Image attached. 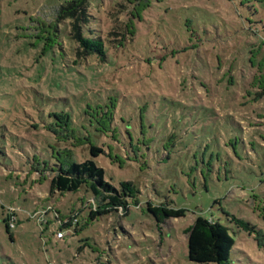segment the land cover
I'll list each match as a JSON object with an SVG mask.
<instances>
[{"label":"rangeland","instance_id":"obj_1","mask_svg":"<svg viewBox=\"0 0 264 264\" xmlns=\"http://www.w3.org/2000/svg\"><path fill=\"white\" fill-rule=\"evenodd\" d=\"M66 1L0 0V264H201L188 259L184 232L197 215L228 227L230 264H264V94L253 98L264 89V0H151L131 41L106 43L104 61L77 55L68 20L55 18ZM89 2L101 36L131 8ZM110 98L118 125L102 133L84 109ZM53 112H68L74 136L89 140H63ZM140 112L151 125L138 124ZM127 129L148 139L136 157ZM91 144L119 155L94 158L107 181L139 189L125 215L90 220L87 190L48 194L42 162L67 147L81 162ZM163 200L185 216L157 224L146 202ZM44 210L42 222L31 216ZM76 211L78 231L55 238L57 221ZM233 216L259 230L260 244Z\"/></svg>","mask_w":264,"mask_h":264},{"label":"trees","instance_id":"obj_2","mask_svg":"<svg viewBox=\"0 0 264 264\" xmlns=\"http://www.w3.org/2000/svg\"><path fill=\"white\" fill-rule=\"evenodd\" d=\"M124 2L131 5L126 21L121 23V25L116 23L112 26L110 25L108 30L106 28L104 36L96 35L91 28L93 17L89 12V0H67L64 4L58 6L55 18L58 22L68 20L69 37L77 45V55H95L100 61H104L106 43H110L113 47H118L131 41L135 35V21L142 18V13L149 8L151 0H124ZM123 4L113 3V5L119 6H123ZM261 94H264V89L260 93L256 92L253 98L258 99ZM211 109L216 114L215 110ZM84 113L88 118L89 125L97 126V130L102 133H114V125H118L115 116L116 104L114 98H110V103H105V105L86 104ZM62 115H66L63 121L60 118ZM50 116L55 119L54 122H57V126L60 128L64 126L69 131L66 136H62V139H72L73 142H70V144L73 147L81 145L84 140H89L88 138L82 139L74 136L73 130L70 129V125L73 122L68 112H53L50 113ZM122 122H125L124 119H122ZM138 124L151 125L143 112H140ZM50 129L59 136L60 131L55 128ZM127 131L130 139L129 151L136 157L141 152L140 144L148 147V139L143 137V140L136 139L135 142L128 129ZM112 137L115 138L114 134H112ZM170 137L173 138L174 135H170ZM89 152L91 158L78 162L75 160L74 151L67 147L57 150L49 160L45 159L46 161L42 162V165L51 172L48 178V194H63L79 190L89 191L94 204V209L88 210V218L90 220H95L98 216L112 211H122L124 215L127 214L130 201L136 199L139 194L138 187L130 180L121 181L118 187L114 186L105 179V170L98 166L94 160L100 154H105L113 162L115 159H120L119 155H113L110 150L106 153L102 148L93 144L90 145ZM146 209L153 215L157 224L164 223L165 220L170 218L184 217L186 213L184 208L175 207L172 202L167 200L155 205L151 201H147ZM8 220V214L5 213L3 218L5 229L9 233L10 238L13 239V235L10 233L12 229ZM232 221L250 235L255 232L258 239L260 232L252 224L234 216ZM78 225L77 220L76 225L73 227L74 231H78ZM68 227L69 224L61 225L63 229ZM184 232L187 234V256L190 261L201 264H230V255L235 240L229 233L227 226L218 220L197 215L193 223Z\"/></svg>","mask_w":264,"mask_h":264},{"label":"built area","instance_id":"obj_3","mask_svg":"<svg viewBox=\"0 0 264 264\" xmlns=\"http://www.w3.org/2000/svg\"><path fill=\"white\" fill-rule=\"evenodd\" d=\"M90 203L92 204V208L94 209L93 200L90 201ZM47 212H48L47 210H44L42 213L35 212V213L31 214V216H36L38 218V220L40 222H42V221H44L43 220V214H45ZM7 214H8V219H9L8 220L9 221V226L11 227V229H13L15 227V216H16L15 214L16 213H14V211H10V212L8 211ZM38 214H40V215H38ZM77 214H78V211H76L75 213L71 214L67 218L63 219L61 222H59V221L56 220L58 222V228L54 232L55 238H57V239H63L64 236H65L64 229L61 228V225H63V224H69V227L68 228H72L73 229V227L77 223Z\"/></svg>","mask_w":264,"mask_h":264}]
</instances>
